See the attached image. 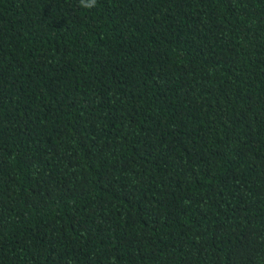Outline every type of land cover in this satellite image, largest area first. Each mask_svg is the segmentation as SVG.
<instances>
[{"label": "trees", "instance_id": "trees-1", "mask_svg": "<svg viewBox=\"0 0 264 264\" xmlns=\"http://www.w3.org/2000/svg\"><path fill=\"white\" fill-rule=\"evenodd\" d=\"M0 264H264V0H0Z\"/></svg>", "mask_w": 264, "mask_h": 264}, {"label": "clouds", "instance_id": "clouds-1", "mask_svg": "<svg viewBox=\"0 0 264 264\" xmlns=\"http://www.w3.org/2000/svg\"><path fill=\"white\" fill-rule=\"evenodd\" d=\"M97 0H79V6L84 9H92L96 7Z\"/></svg>", "mask_w": 264, "mask_h": 264}]
</instances>
